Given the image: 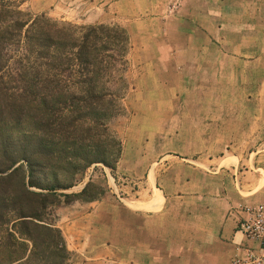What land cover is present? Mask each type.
<instances>
[{"label":"crops","instance_id":"0c3cea01","mask_svg":"<svg viewBox=\"0 0 264 264\" xmlns=\"http://www.w3.org/2000/svg\"><path fill=\"white\" fill-rule=\"evenodd\" d=\"M167 1L109 4L116 23L129 31H148L146 25L169 16ZM190 6L187 52L201 53L203 60L215 54L214 64L202 63L201 72L192 71L190 79L203 80V89L227 91L239 104L237 118L257 129L264 123V0H200ZM258 137L259 132L250 133L249 144ZM217 142L230 140L225 134ZM223 147L216 155L189 150L160 156L110 191L127 193L123 199L117 196L120 203L115 195L114 201L89 202L80 219L59 227L75 256L70 264H232L250 245L237 228L240 207L264 201V149ZM119 222L121 239L114 228Z\"/></svg>","mask_w":264,"mask_h":264},{"label":"trees","instance_id":"16d2710c","mask_svg":"<svg viewBox=\"0 0 264 264\" xmlns=\"http://www.w3.org/2000/svg\"><path fill=\"white\" fill-rule=\"evenodd\" d=\"M23 2L0 0V264H70L49 210L104 195L92 183L65 192L95 165L117 168L111 123L124 112L133 44L120 25L30 18Z\"/></svg>","mask_w":264,"mask_h":264},{"label":"rangeland","instance_id":"374dc122","mask_svg":"<svg viewBox=\"0 0 264 264\" xmlns=\"http://www.w3.org/2000/svg\"><path fill=\"white\" fill-rule=\"evenodd\" d=\"M110 1L24 0L18 11L30 18L45 14L54 21L77 26L117 25L114 19L116 13L110 7ZM199 1L164 2V10H167V5L170 7L167 11L169 16L162 23L153 21L146 25L148 31H129L125 28L127 26L118 24L129 32L133 44L127 73L130 88L122 100L124 112L111 123L112 129L122 141V157L116 170L103 165L91 167L84 173L80 183L65 193H78L92 183L105 191L99 200L109 198L114 201L112 195H115L120 203L117 196L123 199L127 193L119 190L117 194H111L110 191L126 185L141 166L146 167L160 156L189 150L216 155L223 146L224 150L228 147V150L244 149L245 152L264 149V123H260L257 129L250 123H241L237 117L242 114L236 110L239 104L232 95L227 91L225 94L219 93L217 87L203 89V80L190 79L192 71L201 72L202 63L215 62V54L212 52L204 55V60L201 53L196 55L187 52L186 42L192 33L185 15L190 4H198ZM177 18L186 22H179ZM235 119H238V123H228ZM254 131L259 132L258 142L249 144V135ZM225 134L230 142L222 145L217 142V138ZM205 136L209 137L210 142L199 141ZM88 203L80 200L67 204L61 198L49 210L48 219L58 228L62 227L70 220L80 219L81 213L88 210ZM119 210L115 212L119 214L118 218ZM122 227L120 222L114 227L119 239ZM72 260H75V256L70 252Z\"/></svg>","mask_w":264,"mask_h":264},{"label":"built area","instance_id":"2783aa9c","mask_svg":"<svg viewBox=\"0 0 264 264\" xmlns=\"http://www.w3.org/2000/svg\"><path fill=\"white\" fill-rule=\"evenodd\" d=\"M240 211L237 228L250 245L232 264H264V202L242 205Z\"/></svg>","mask_w":264,"mask_h":264}]
</instances>
